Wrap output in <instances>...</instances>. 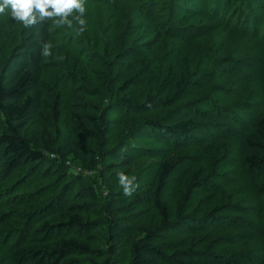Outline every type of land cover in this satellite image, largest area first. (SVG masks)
Listing matches in <instances>:
<instances>
[{"label": "rangeland", "instance_id": "rangeland-1", "mask_svg": "<svg viewBox=\"0 0 264 264\" xmlns=\"http://www.w3.org/2000/svg\"><path fill=\"white\" fill-rule=\"evenodd\" d=\"M245 2L246 0L235 1V6L227 12L231 17V20L228 19L229 24H226L227 16H223L219 22L210 24L196 39L182 41L174 39L173 36L179 35L171 32L174 35L166 37L152 51L142 45L144 34L135 30L139 22H130L131 5L127 0H85L86 11L82 17L85 20L84 31L79 35L77 29L80 25L72 16L68 18L72 21L71 27L56 25L54 18L50 19L53 37L46 59L51 64L49 69L44 71L41 81L42 108L37 119L27 127L25 136L40 143L43 139H52L54 134L60 131L61 137L68 139L71 146L82 147L84 154L79 161L89 166L94 160L96 171L79 170L76 164L68 161L73 157L65 153L69 164H28L1 182L0 264H10L7 257L8 243L20 233L24 234L31 223V226L35 225L34 219L38 217V211H41L42 216L47 214L52 199L61 192L59 205L62 208L51 216L46 215L43 221L63 223L67 221L68 216L78 215L81 224L71 226L69 236L103 255L100 259L81 256L78 264H94L95 261L101 263L103 260H108L110 264H128L131 258V243L141 238L143 229L154 228L158 223L159 212L151 196L149 180L161 154L174 165L170 180L174 179L164 192L163 201L179 202L178 198L182 196V206L185 205L187 198L184 197L189 187L185 185V179L191 178V185L195 189L199 188L196 185L198 181L205 184L207 180L205 185H209L208 179L219 173V165L226 159L229 160L228 172L234 170L238 175H228L233 179L229 180L227 186L219 182L210 190L199 191L193 205L187 207L181 215L183 218L200 216L204 214L199 213V208L209 211L213 207L232 204L230 210L215 214L212 221L221 222L235 217L238 229L229 230L230 233L237 232L238 236L250 240L240 242L239 237H236L237 248L222 246L217 247L215 251L237 250L242 257L240 264H264V258L258 261L256 255L252 254L256 250V243L259 242L255 237L258 225L251 220L252 211L247 215L249 209L255 205L254 190L246 174L240 172L239 161L234 159L233 153L237 147L235 139L189 149L167 150L164 145L146 139L142 129L146 121L166 115L171 111V107L128 115L126 113L131 111L127 112L122 108L120 114H115L117 107L114 106V100L130 90H137V98L142 101L146 95L158 96L164 86V79L171 78L174 81L185 78L189 83V91L180 104L195 103V107L201 109L207 102L213 101L212 103L217 104V109L224 110L229 115H235L237 109L240 110L237 116L247 113L254 115L255 96L264 91V15L258 19V10L257 14L254 10L253 14L257 19L255 26L253 25L254 29L251 25L246 31L243 22L246 17L251 20L253 14L251 6H243ZM166 7L167 5L162 6V11L167 9ZM239 17L241 19L238 21ZM160 24L162 28L165 27L163 20ZM21 26L10 15L0 14V70L7 55L19 41ZM249 43L252 47H249ZM131 45L134 50L127 52L128 46ZM122 46L125 48L121 49ZM160 60L164 63L163 77H160L156 70ZM67 65L74 66L78 78L77 85L62 78V66ZM127 79H130V82L121 90L120 84ZM107 80L110 85L105 86L104 81ZM170 87L163 92L161 98L172 94L173 89L170 90ZM74 103L94 105L98 109L105 130L101 139L81 133L67 111V106ZM2 123L3 116L0 113V129ZM139 132L143 135L137 136ZM117 154L132 155L133 164L129 167L105 170V167L110 165L112 155ZM183 165V168H186L179 170ZM60 171L68 173L64 180L58 177ZM120 172L136 177L137 187L131 196L123 195L117 179V173ZM77 174L84 178L82 183L95 191V199L84 192L80 184L74 182V175ZM90 176H93L92 179ZM181 178L184 183L178 184ZM45 190H51L50 194L33 198ZM131 209H134L133 212H130ZM191 219L178 224L176 229L211 222L203 218L194 221ZM42 228L41 224H37L30 229L31 235L40 237L44 232ZM219 232L216 230L215 235L212 229L196 232L190 236L189 241L194 243L195 251L208 250V244L201 243L200 238L207 237L210 233L213 234L212 238L228 233L226 230ZM90 236L94 240L90 239ZM8 237L12 238L9 240ZM197 238L199 241L196 242ZM179 239L184 242V247L189 245L188 238ZM198 258L212 259L208 255ZM198 258L191 257L190 260ZM179 262L187 264L184 259Z\"/></svg>", "mask_w": 264, "mask_h": 264}, {"label": "trees", "instance_id": "trees-1", "mask_svg": "<svg viewBox=\"0 0 264 264\" xmlns=\"http://www.w3.org/2000/svg\"><path fill=\"white\" fill-rule=\"evenodd\" d=\"M127 1L131 5L130 22L133 23L134 20L139 22L135 30L139 34H144L142 45L152 51L166 37L173 36L174 34L171 32L179 35V37L173 36L178 41L196 39V37L202 35V32L210 24L219 22L223 16L224 18L227 16L226 21L228 19L231 20L227 12L235 6V1L237 0ZM165 5H167V9L162 11V6ZM245 5L251 6L252 14L254 10L257 14L258 10V19H260L259 16L264 15V1L246 0L243 6ZM252 16L251 20L246 17L243 22L246 31L250 29L251 25L252 29H254L253 25L255 26L257 19L255 14ZM240 19L241 17H239L238 21ZM161 20L165 24L163 28L160 24ZM230 20L226 24H229ZM18 37V43L13 46L0 70V113L3 116L2 128L0 129V183L28 164L45 166L48 162H54L55 164L59 162L63 165V163H68L69 161L76 164L80 170L90 169L96 171L95 161H91L89 166L80 162L79 160L84 154L82 147L71 146L68 139L61 137L60 131L55 133L52 139H43L40 143H36L25 136L27 127L37 119L42 108L43 91L41 81L44 71L49 69L51 64L46 59L47 55H42V48L47 44L49 51L52 43L53 31L50 19L46 18L28 28L22 25ZM249 45V47H252L251 43ZM132 47V45L128 46L127 52L133 51ZM123 48L125 47L122 46L121 49ZM162 61H158L156 67L160 77L164 76V63ZM208 65L209 63L205 66L208 67ZM62 68L61 70L64 74L62 78H66L70 84L77 85L78 78L74 72V66L67 65L62 66ZM170 79L163 80L164 86L159 91L158 96L146 95L141 101L137 98V90H130L124 95H119L114 100V106L117 107L115 114H120L121 108L123 110L126 109L127 112L131 111L126 113L130 115V113L149 112L159 108L171 107V111L166 115L146 121L142 129L146 139H152L156 143L164 145L167 150L189 149L219 143L222 140L235 139L237 147L233 153L234 159L239 161L240 172L242 171L246 174L254 190L255 205L249 209L247 215L251 210V220L258 225L255 237L259 239V242L256 243V250L252 254L256 255V260L258 261L263 259L264 91L255 96L254 115L247 113L237 116L239 114L237 112H240L238 109L235 111V115H229L224 110L217 109V104L212 103L213 101L211 103L207 102L205 107L201 109L196 108L195 103L180 104L188 94L189 83L185 78H179L174 81ZM129 82L130 79L125 80L120 84V89L125 88V85ZM104 85H110V81H104ZM168 87H170V90L173 89L172 94L169 97L161 98ZM67 111L82 134L96 139H101L104 136L105 130L102 127L98 109L94 105L69 104ZM141 132L137 136H142L143 133ZM65 153L73 158L66 161ZM158 159L149 180L151 196L159 212L158 223L154 228L146 227L143 229L141 238L131 243V258L128 264H182L179 261L183 259L187 260L185 262L187 264H240L242 257L237 250L232 252L215 251L217 247L222 246L237 248L238 237L240 242L246 239L250 240V238L238 236L237 232L234 234L230 233V231H237L238 229L235 217L221 222L212 221V218H215V214L218 215L222 211L230 210L232 204L228 206L223 204L217 208L213 207L209 211L199 208V213L204 214L200 216L183 218L181 215V213L186 211L187 207L193 205L199 191L210 190L219 182H223L224 186H227L229 180L233 179L229 178L228 175L235 177L238 175L234 170L228 172L229 160L226 159L219 165V168H217L219 173L208 179L209 185H205L208 183L207 180L205 184H201L198 181L196 185L199 188L195 189L191 185V178L185 179V185H189V187L184 197L187 198L185 205L182 206L180 204L182 196H179V202L175 200L170 201V203L163 201V194L174 179L170 180L174 165L163 154L159 155ZM133 162L134 158L130 154L112 155L109 162L110 165L106 166L105 170L110 171L112 168L129 167ZM183 167L184 165L179 167V170L182 171L186 168ZM67 174L66 171H60L58 177L60 180H64ZM74 176V182L80 184L82 190L95 199V191L90 186L82 183L84 178L79 174ZM181 180L182 178L178 180V184L184 183V180ZM49 192L51 190L42 191L34 195L33 198L49 195ZM182 194L184 193L182 192ZM61 196L62 192L52 199L51 208L44 216H42L41 211H38V217L34 219V226L37 224L42 225L44 232L41 233L40 237L31 235L32 231L30 229L34 227L33 225V227L31 226L33 224L31 223L24 234L20 233L11 243H8L7 257L10 264H78L81 256L102 258L103 255H100L98 251H93L77 239L69 236L71 226L81 224V219L78 215L68 216L67 221L63 223L53 224L50 221H43L46 215L50 214L51 216V214L58 212L62 208L59 205ZM133 210L131 209L130 212H133ZM232 213L234 214V211ZM188 218H192L193 220L191 219V221L201 220L202 218L203 220L209 219L211 222H203L196 226H186L177 230L176 226L188 222ZM210 229L213 230L214 235L217 234L215 233L216 230L218 232L219 230H226L228 233L217 235L213 238L212 233L208 234L207 237H201L200 242L208 244L209 249L195 251L194 243L189 241L190 236L196 232L210 231ZM219 234H222V232H219ZM89 238L94 240L92 236ZM179 238H188L189 245L184 247V242ZM197 241H199L198 238L196 239ZM207 255L212 259L200 260L198 258V256L204 257ZM191 257H197L198 259L190 260ZM93 263L110 264L108 260H103L101 263L96 261Z\"/></svg>", "mask_w": 264, "mask_h": 264}, {"label": "clouds", "instance_id": "clouds-1", "mask_svg": "<svg viewBox=\"0 0 264 264\" xmlns=\"http://www.w3.org/2000/svg\"><path fill=\"white\" fill-rule=\"evenodd\" d=\"M85 0H0V14L10 17L25 28L38 24L42 20L53 19L56 25H68L72 16L80 25L77 35L84 31ZM75 14V15H74ZM42 55H48V45L42 48ZM119 186L123 195L131 196L137 185L135 176L123 172L117 173Z\"/></svg>", "mask_w": 264, "mask_h": 264}, {"label": "built area", "instance_id": "built-area-1", "mask_svg": "<svg viewBox=\"0 0 264 264\" xmlns=\"http://www.w3.org/2000/svg\"><path fill=\"white\" fill-rule=\"evenodd\" d=\"M80 170V169H79Z\"/></svg>", "mask_w": 264, "mask_h": 264}]
</instances>
